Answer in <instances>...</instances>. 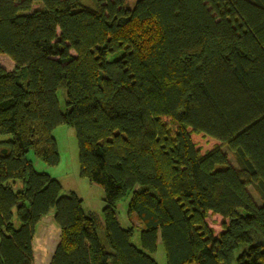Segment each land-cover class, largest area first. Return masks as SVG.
Instances as JSON below:
<instances>
[{"label": "trees", "instance_id": "trees-1", "mask_svg": "<svg viewBox=\"0 0 264 264\" xmlns=\"http://www.w3.org/2000/svg\"><path fill=\"white\" fill-rule=\"evenodd\" d=\"M1 54L0 264H33L51 212L50 264H157L159 243L166 264H264V0H0ZM61 125L102 219L28 158L58 164Z\"/></svg>", "mask_w": 264, "mask_h": 264}, {"label": "rangeland", "instance_id": "rangeland-1", "mask_svg": "<svg viewBox=\"0 0 264 264\" xmlns=\"http://www.w3.org/2000/svg\"><path fill=\"white\" fill-rule=\"evenodd\" d=\"M0 65L7 70L14 69V62L6 55H0ZM57 98L60 109L66 111V91L60 88L57 91ZM58 151L59 162L56 165H50L42 159L36 157L31 151L28 158L31 160L35 170L49 174L51 177L57 179L62 184V195H69L75 193L83 201V208L86 212H94L102 219V209L105 206V191L99 185L91 183L87 178L81 177L79 166V145L75 129L70 125L58 126L54 131ZM224 151H227L229 158L233 164H236L234 156L225 146ZM20 183L17 184L19 188ZM249 190L258 205L262 204V200L258 195L255 187L249 185ZM130 196L121 199L117 204L118 217L123 226H135V235L132 241L136 245H140V231L143 228L142 223L138 220L135 213L128 215ZM222 218L218 215H213L209 220L211 226L216 230H220ZM56 233L57 236L55 235ZM60 228L56 224L53 212L45 216L37 225L36 234L33 240V249L36 256V264H47L49 256L47 252L54 251L56 243L59 242ZM100 237L104 242L103 231H99ZM41 256V260H40ZM157 264H166V255L163 245L159 243L157 251L153 254Z\"/></svg>", "mask_w": 264, "mask_h": 264}, {"label": "crops", "instance_id": "crops-1", "mask_svg": "<svg viewBox=\"0 0 264 264\" xmlns=\"http://www.w3.org/2000/svg\"><path fill=\"white\" fill-rule=\"evenodd\" d=\"M57 234L58 233H56L55 235L57 236ZM59 237V236H58ZM56 244H58V243H56ZM57 246V245H56ZM56 248V247H55ZM54 251H55V249H54ZM54 251H49V252H47V254H48V256H49V260H48V263L47 264H50V261H51V259H52V256H53V254H54ZM40 260H41V256H40ZM36 262H37V260H36V256H35V252H34V261H33V264H36Z\"/></svg>", "mask_w": 264, "mask_h": 264}]
</instances>
